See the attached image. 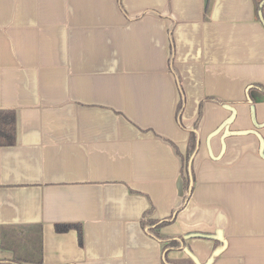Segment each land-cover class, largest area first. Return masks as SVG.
Returning a JSON list of instances; mask_svg holds the SVG:
<instances>
[{
    "label": "crops",
    "instance_id": "1",
    "mask_svg": "<svg viewBox=\"0 0 264 264\" xmlns=\"http://www.w3.org/2000/svg\"><path fill=\"white\" fill-rule=\"evenodd\" d=\"M224 105L264 121L255 0H0V264H264L258 139L207 148Z\"/></svg>",
    "mask_w": 264,
    "mask_h": 264
},
{
    "label": "trees",
    "instance_id": "2",
    "mask_svg": "<svg viewBox=\"0 0 264 264\" xmlns=\"http://www.w3.org/2000/svg\"><path fill=\"white\" fill-rule=\"evenodd\" d=\"M255 6L257 11L261 13L262 19L264 20V0H255ZM15 142V114L14 111L11 109H0V146L2 145H12ZM195 142H196V136L194 132H190L189 134V140H188V152L187 157L190 158L191 154L195 150ZM190 178H193L192 170L190 169V177L189 179L186 178L184 180V186L188 187ZM169 221H163L158 223L154 229H152L153 232H156V228L163 226L167 224ZM156 222L154 220L149 219L147 221L148 225H154ZM76 228L78 230L79 236L81 235V228L79 225L76 224H63L57 226L60 230H67L69 228ZM199 237H208L205 233H196L193 234ZM81 237V236H80ZM170 246L176 245L175 240H171L169 242ZM6 260L0 259V262H5Z\"/></svg>",
    "mask_w": 264,
    "mask_h": 264
},
{
    "label": "water",
    "instance_id": "3",
    "mask_svg": "<svg viewBox=\"0 0 264 264\" xmlns=\"http://www.w3.org/2000/svg\"><path fill=\"white\" fill-rule=\"evenodd\" d=\"M258 13H259L260 20L262 21V24L264 25V20L262 19V16H261L260 11ZM224 106H225V108L227 110L230 111V114H229L228 117H226L220 123V125L212 133H210L207 136L206 144H207V148H208L209 154L211 156H213L212 153H211V150H210V146H209L210 139H211V137H213L214 135H216L218 133H221L220 134L221 153L224 150V139H225V137L230 136V135H233V136L236 135L237 136V135L253 134V135H255L257 137L258 142H259L258 152H259V154L261 156H264V153H263V149H264V139L261 136V134L257 131L258 128L264 126V121L262 123H259V124L256 122V120H255V114H254V106L253 105H250V112H251V121H252L255 129H239V130H232V129L229 128L230 124L234 121V119L236 117V110H235V108L232 107V106H230V105H224ZM191 183H192V181L190 179L189 191L191 190ZM186 252L195 261L196 264H201V263H198V260L190 252H188L187 250H186ZM219 252H220V249L215 250L214 251V255L218 254ZM211 261H212V257L209 258L207 260V262L204 263V264H209Z\"/></svg>",
    "mask_w": 264,
    "mask_h": 264
},
{
    "label": "flooded vegetation",
    "instance_id": "4",
    "mask_svg": "<svg viewBox=\"0 0 264 264\" xmlns=\"http://www.w3.org/2000/svg\"><path fill=\"white\" fill-rule=\"evenodd\" d=\"M254 111H255V109H254ZM255 114V113H254ZM237 118V113H236V117H235V119ZM249 118H250V120H251V112L249 111ZM234 119V120H235ZM252 122V121H251ZM258 123V122H257ZM253 124V123H252ZM259 124V123H258Z\"/></svg>",
    "mask_w": 264,
    "mask_h": 264
},
{
    "label": "rangeland",
    "instance_id": "5",
    "mask_svg": "<svg viewBox=\"0 0 264 264\" xmlns=\"http://www.w3.org/2000/svg\"><path fill=\"white\" fill-rule=\"evenodd\" d=\"M239 136H243V135H237V137H239Z\"/></svg>",
    "mask_w": 264,
    "mask_h": 264
}]
</instances>
